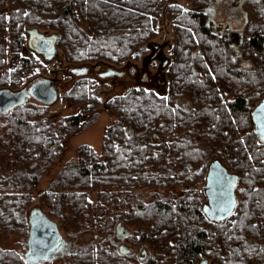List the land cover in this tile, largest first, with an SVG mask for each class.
Returning a JSON list of instances; mask_svg holds the SVG:
<instances>
[{"label":"trees","instance_id":"16d2710c","mask_svg":"<svg viewBox=\"0 0 264 264\" xmlns=\"http://www.w3.org/2000/svg\"><path fill=\"white\" fill-rule=\"evenodd\" d=\"M15 1L18 8L8 14L12 34L29 28L56 33L67 64L120 67L153 45L162 16L176 30L166 68L167 93L134 86L108 99L104 107L114 120L104 128L101 152L77 147L73 162L39 194L40 208H35L46 209L44 214L74 241L89 226L102 225L113 200H132V209L122 216L129 225L142 222L130 241L133 249L148 250L144 264H199L203 258L212 264H264V145L257 142L250 113L264 94V0H244L241 12L232 6L238 0H224V14H212L210 8L217 5L212 0H185L187 6L169 0ZM4 6L0 0V39L7 28ZM210 17L226 23L224 35L210 33ZM237 17L241 22L230 28ZM17 47L21 41L13 49L16 61ZM76 81L62 99L78 112L57 122L48 119L47 106L28 100L0 114V234L6 237L28 236L39 180L58 161L64 142L81 132L88 114L102 104L93 79ZM256 87L259 96L252 100ZM177 97L188 101L185 111ZM204 147L239 175L242 198H248L237 200L223 224L206 221L200 200L154 194L145 202L139 197L144 189L171 186L177 177L186 181L196 174ZM200 173L204 182L206 172ZM86 215L90 220L85 221ZM0 264L28 263L19 252L0 247ZM67 264L135 260L93 245L77 250Z\"/></svg>","mask_w":264,"mask_h":264},{"label":"rangeland","instance_id":"374dc122","mask_svg":"<svg viewBox=\"0 0 264 264\" xmlns=\"http://www.w3.org/2000/svg\"><path fill=\"white\" fill-rule=\"evenodd\" d=\"M179 2L182 5L187 6L188 3L185 0H169ZM168 1V2H169ZM7 28L3 31V38L0 39V48H4L3 67L0 68V84L8 85L11 89L18 90L25 87L27 90H31L35 83L40 82L42 79L51 78L53 84L58 92V98L56 101L48 107V119L57 122L61 118L75 114L78 112V108L75 105L66 103L62 98L66 92L70 91L77 79L88 78L93 79L96 83L94 94H96L101 100L102 104L97 111L88 114L86 117L87 125L81 131L71 136L64 142L58 161L41 177L36 189L33 191L34 204L29 208H37L41 203L39 194L46 191L53 183H55L57 173L68 163L73 162L76 157V149L81 145L91 146L97 153L101 152V139L103 136L104 128L112 123L114 117L109 114L105 109L104 103L114 96L125 93L130 87L141 86L146 89L156 91L158 94L165 95L167 92V61L170 56V51L173 43V37H175V29L170 26L164 16L159 18L157 23L156 37L152 44L140 56L132 61L123 63L120 67L107 65L105 63L86 64V65H73L67 64L63 60L61 49L58 51V58L54 59L51 64H44L41 58L28 52L23 54L26 46V37L23 30L18 31L15 34L11 32V20L10 15L6 14ZM22 31V32H21ZM51 32V31H48ZM22 33V34H20ZM17 34L19 37L17 38ZM21 41L22 47L19 53V58L16 61L13 55V49L17 46V42ZM162 57V60L160 58ZM161 61H165L163 66ZM258 99L257 87L253 88V92L249 95L254 99ZM248 97V96H247ZM29 103L39 104L37 99L32 95L28 99ZM253 102V101H252ZM180 106L185 109L188 107V101L183 99ZM204 156L203 162L197 164L198 168L194 171L196 174L190 175L188 180L180 181L183 177H177L171 186L144 189L139 192V197L148 202L155 195L163 198H173L177 200L179 197H188L190 200H204L202 194V185L204 182L200 178L202 170L206 172L205 167L207 162L213 157L208 147L203 148ZM231 171V170H230ZM243 186L239 184L236 189L237 200L247 199L242 198ZM89 199L94 203L95 193L90 191L88 193ZM93 208V207H92ZM91 208V209H92ZM43 213L47 212L46 209H41ZM86 221L90 220L89 216H84ZM58 224L59 231L63 237L69 234V231L64 230L58 223V221L52 218ZM136 224H131L130 228L138 229L137 225L142 224L139 219H136ZM86 229H91L89 226ZM81 238L74 239L73 247L85 246L92 244V235L90 231H86ZM81 234V233H80ZM79 234V235H80ZM27 237L10 236L6 237L0 234V247L3 249H11L17 252H22L25 249V243ZM132 248L136 245L127 244Z\"/></svg>","mask_w":264,"mask_h":264},{"label":"water","instance_id":"95a60500","mask_svg":"<svg viewBox=\"0 0 264 264\" xmlns=\"http://www.w3.org/2000/svg\"><path fill=\"white\" fill-rule=\"evenodd\" d=\"M243 1L238 0L239 7L242 6ZM25 33L27 48L40 56L45 64L51 63L58 57L56 33L42 32L38 28H29ZM43 43H47V47H44ZM199 53L200 50H197L192 56ZM31 95L43 106H50L58 98L55 86L47 78L35 83L30 91L26 88L17 91L2 88L0 89V114L8 113L23 105ZM251 119L256 139L260 145H264V94L252 109ZM239 180V175L230 172L219 159L211 160L203 186L206 203L202 207V212L209 222L222 224L232 216L237 205L236 189ZM34 214L35 216L32 217ZM29 223L31 227L27 238L28 248L25 260L28 264H42L50 259L56 247L64 240L58 224L40 209L31 213ZM116 231L118 238H124L125 234L120 226L116 227ZM199 264L209 263L204 259Z\"/></svg>","mask_w":264,"mask_h":264},{"label":"flooded vegetation","instance_id":"af4514ba","mask_svg":"<svg viewBox=\"0 0 264 264\" xmlns=\"http://www.w3.org/2000/svg\"><path fill=\"white\" fill-rule=\"evenodd\" d=\"M212 1L217 3V5L210 8V10H212V14H216V13L222 14L224 11V9L222 8V5H224V2H226V1H224V0H212ZM17 5L18 4L16 3L15 0H5V6L1 10L3 12L5 11L6 14H9L12 10L18 8ZM232 6L235 7L236 10H239L240 12L242 11L241 8L238 5H236L233 1H232ZM237 19L238 20L235 19L236 22H233V21L229 22L230 28L233 24L235 25V24H238L239 21L241 22V19L239 17H237ZM206 26L209 28L210 33L217 34L219 36L224 35V33L226 31V23L225 22L213 21L211 19V17L206 22ZM43 46L47 47V43H43ZM16 51L18 53H20L21 49H19L17 47ZM23 51H24V52H22L23 54L30 52V53L36 55L33 51H31L27 48V36H26V46H25ZM36 56L41 58L38 55H36ZM194 57L192 56V58H194ZM239 58L242 60V57H239ZM41 60H42V58H41ZM160 60H162V57L160 58ZM164 62L161 61L162 66H163ZM241 63L244 65L245 68L249 67L248 64L244 63L243 61ZM49 64H51V63H49ZM167 64H168V61H167ZM193 72L195 73V71H193ZM47 79H50L51 83H53V80L51 78H47ZM22 88H25V87H22ZM22 88H20V89H22ZM20 89H18V90H20ZM13 91H17V90H13ZM183 99H185V98L177 97L176 98V104L180 108V110L185 111V109H183L180 106V103L183 102ZM254 106L252 107V109L254 108ZM252 109H251V111H252ZM213 159L214 158H212L211 160H213ZM211 160L209 161V163L211 162ZM209 163H208V165H209ZM207 168H208V166H207ZM206 172H207V170H206ZM179 180L184 181L183 179H179ZM204 182H205V179H204ZM203 186H204V184L202 185V194L204 196V200L201 201V210H202L203 205L206 203V198L204 195ZM179 198H183V197L181 196ZM131 205H132V200H126V199H124V200H122V199L113 200L110 203V205L107 207V209H108L107 215L102 220V222H101L102 225H100L98 227L91 228L90 230L85 229L84 231L81 232V234L78 237V238L82 239V237H83L82 235H84V233H87L86 231H90L91 235H92V244H87L85 246L83 245L80 247H73V242L68 241L65 237H63L61 235L64 242L61 245H58L56 247L55 251L53 252V254L51 255L50 259L48 261L42 263V264H45V263H47V264H67L69 259L76 254L77 250H81L83 248H87V247H90L93 245L98 247V249H103L107 252H110L113 249L116 252L124 255L125 257L130 258V260L133 257L135 260V264H144L146 262V260L149 258L148 250L144 247H140L139 249L135 250L131 246L127 245L128 243L131 244L130 239L134 235H136L135 230L131 229L130 225L127 224L125 222V220H123V216H124L123 213L124 212L125 213L130 212V210L132 209ZM36 210H37L36 208H32L29 211L28 222H29V217H30L31 213L33 214ZM34 216H35V214L32 217H34ZM206 221L208 223H211L207 220V218H206ZM110 223L112 224L111 226H110ZM117 226H120L123 229V232L125 234L124 238H122V239L117 237V231H116ZM30 227H31V224L29 223V229H30ZM27 238H28V236H27ZM27 248H28V246H27V240H26L24 251L19 252L24 258H25V253L27 251ZM94 250H96V249H94ZM202 260H204V258ZM208 263H209V261H208ZM209 264H212V263H209Z\"/></svg>","mask_w":264,"mask_h":264}]
</instances>
